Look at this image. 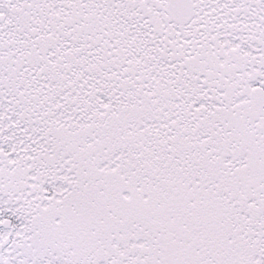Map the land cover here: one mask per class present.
I'll return each instance as SVG.
<instances>
[{
	"label": "snow or ice",
	"instance_id": "1",
	"mask_svg": "<svg viewBox=\"0 0 264 264\" xmlns=\"http://www.w3.org/2000/svg\"><path fill=\"white\" fill-rule=\"evenodd\" d=\"M0 264H264V0H0Z\"/></svg>",
	"mask_w": 264,
	"mask_h": 264
}]
</instances>
